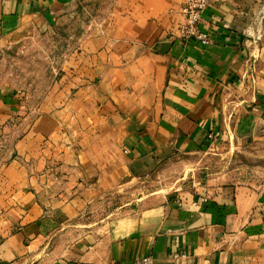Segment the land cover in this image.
<instances>
[{
	"label": "crops",
	"instance_id": "crops-1",
	"mask_svg": "<svg viewBox=\"0 0 264 264\" xmlns=\"http://www.w3.org/2000/svg\"><path fill=\"white\" fill-rule=\"evenodd\" d=\"M82 6L0 0V65L75 39L39 92L0 70V264H264V189L234 169L264 148V0H209V45L179 37L183 0L53 30ZM154 180L179 185L148 206Z\"/></svg>",
	"mask_w": 264,
	"mask_h": 264
},
{
	"label": "rangeland",
	"instance_id": "rangeland-1",
	"mask_svg": "<svg viewBox=\"0 0 264 264\" xmlns=\"http://www.w3.org/2000/svg\"><path fill=\"white\" fill-rule=\"evenodd\" d=\"M80 1L83 6L79 15L54 23V31L61 30L64 34L69 32L73 34L89 29L99 16H104L107 13L110 4L113 2V0ZM67 40L71 42H68L69 46ZM67 40L50 38L45 33H38L36 37L25 40L20 52L17 55L13 54L15 57L10 55L9 60L3 61L0 65L4 83L21 88L35 89L36 92L43 90L45 82L55 76L59 67L61 54L58 50L61 48V44H65L66 48H73L75 45L73 37ZM250 147L244 153L239 152L237 156L235 155L236 165L234 169L237 176H243L246 182L248 181L255 188L263 190L264 148L258 150L255 147ZM212 161L214 162L215 159ZM177 185L179 184L173 183L172 180H164L162 183L156 180L149 182L148 191L157 192L160 190V192L147 199L148 203L145 204L149 206L160 203L161 200L165 201L166 197L173 194ZM137 193L138 191H133V201L137 199Z\"/></svg>",
	"mask_w": 264,
	"mask_h": 264
},
{
	"label": "built area",
	"instance_id": "built-area-1",
	"mask_svg": "<svg viewBox=\"0 0 264 264\" xmlns=\"http://www.w3.org/2000/svg\"><path fill=\"white\" fill-rule=\"evenodd\" d=\"M209 5V0H183L182 13L184 21L179 27V37L184 41H196L205 45L213 43L211 34L202 28V14ZM251 77V81H253ZM218 135L211 132L208 136L213 140ZM178 258V255L175 256ZM132 264H156L153 256L135 259Z\"/></svg>",
	"mask_w": 264,
	"mask_h": 264
}]
</instances>
